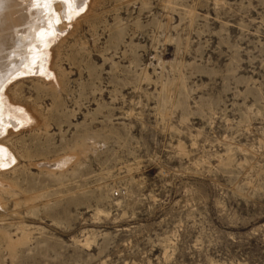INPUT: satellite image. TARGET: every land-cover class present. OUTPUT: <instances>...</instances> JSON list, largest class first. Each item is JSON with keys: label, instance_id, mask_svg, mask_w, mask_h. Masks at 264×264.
Wrapping results in <instances>:
<instances>
[{"label": "rangeland", "instance_id": "1", "mask_svg": "<svg viewBox=\"0 0 264 264\" xmlns=\"http://www.w3.org/2000/svg\"><path fill=\"white\" fill-rule=\"evenodd\" d=\"M84 4L8 84L0 264H264V0Z\"/></svg>", "mask_w": 264, "mask_h": 264}, {"label": "bare ground", "instance_id": "2", "mask_svg": "<svg viewBox=\"0 0 264 264\" xmlns=\"http://www.w3.org/2000/svg\"><path fill=\"white\" fill-rule=\"evenodd\" d=\"M84 2L86 0H0V138L9 122L11 126L17 123L13 120L16 117L13 123L11 121L15 111L7 96L8 84L31 73L34 67L42 77L50 79L53 74L48 46L56 41L57 34H64L72 26L74 16L85 8ZM4 150L0 146V166L7 160Z\"/></svg>", "mask_w": 264, "mask_h": 264}, {"label": "snow or ice", "instance_id": "3", "mask_svg": "<svg viewBox=\"0 0 264 264\" xmlns=\"http://www.w3.org/2000/svg\"><path fill=\"white\" fill-rule=\"evenodd\" d=\"M73 2H75V0H73Z\"/></svg>", "mask_w": 264, "mask_h": 264}, {"label": "built area", "instance_id": "4", "mask_svg": "<svg viewBox=\"0 0 264 264\" xmlns=\"http://www.w3.org/2000/svg\"><path fill=\"white\" fill-rule=\"evenodd\" d=\"M116 195V194H115Z\"/></svg>", "mask_w": 264, "mask_h": 264}]
</instances>
